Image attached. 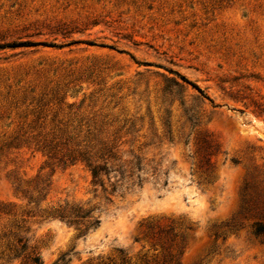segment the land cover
<instances>
[{"label": "rangeland", "instance_id": "rangeland-1", "mask_svg": "<svg viewBox=\"0 0 264 264\" xmlns=\"http://www.w3.org/2000/svg\"><path fill=\"white\" fill-rule=\"evenodd\" d=\"M13 43L29 46L0 49V264H264V0H0ZM87 131L137 163L135 186L94 192L33 149ZM14 175L44 176L45 199ZM64 203L99 226L43 214Z\"/></svg>", "mask_w": 264, "mask_h": 264}, {"label": "trees", "instance_id": "trees-1", "mask_svg": "<svg viewBox=\"0 0 264 264\" xmlns=\"http://www.w3.org/2000/svg\"><path fill=\"white\" fill-rule=\"evenodd\" d=\"M26 46L29 45H26V43H13L0 46V49ZM144 66L150 65L145 63ZM171 74L182 83L190 86L200 97L208 100L204 92L196 85L187 81L183 76L177 73ZM15 146L16 147L13 148L18 149V145ZM33 149L46 158L44 162V167L46 168H66L76 164L83 165L91 176L92 186L96 188L94 192L99 188L103 195L113 196L123 184H126V186H135L133 176L124 174L130 173V170H132L137 163H115L116 160L111 155L112 148H109L104 141L99 140L89 131L86 132L83 139H79V136L73 138L69 137L64 140L57 137L48 138L42 136L35 141ZM11 180L16 193L26 199L28 204L38 206V204L45 199L49 184L44 176L38 175L30 181H23L14 175ZM104 200L108 203L112 202L110 198L104 197ZM94 212L95 209L86 208L81 204L64 203L48 209L47 211H43V214H45L47 218L56 219L75 228L79 236H84L88 231L96 229L100 224V219L93 216ZM253 234L264 238V225L256 224L253 229ZM18 242L20 243L21 241ZM26 248V244L21 245L18 249L14 248V257L18 258L19 253L24 252ZM63 259L64 256H61L54 264H64ZM27 261L30 264H41L39 257L32 252L27 258Z\"/></svg>", "mask_w": 264, "mask_h": 264}]
</instances>
